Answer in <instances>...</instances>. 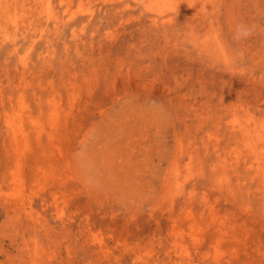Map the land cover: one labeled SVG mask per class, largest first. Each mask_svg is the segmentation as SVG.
Instances as JSON below:
<instances>
[{
  "label": "rangeland",
  "instance_id": "374dc122",
  "mask_svg": "<svg viewBox=\"0 0 264 264\" xmlns=\"http://www.w3.org/2000/svg\"><path fill=\"white\" fill-rule=\"evenodd\" d=\"M0 264H264V0H0Z\"/></svg>",
  "mask_w": 264,
  "mask_h": 264
},
{
  "label": "clouds",
  "instance_id": "9594fccd",
  "mask_svg": "<svg viewBox=\"0 0 264 264\" xmlns=\"http://www.w3.org/2000/svg\"><path fill=\"white\" fill-rule=\"evenodd\" d=\"M250 30L244 26H237L236 29V38L241 39V38H246L248 35H250Z\"/></svg>",
  "mask_w": 264,
  "mask_h": 264
}]
</instances>
